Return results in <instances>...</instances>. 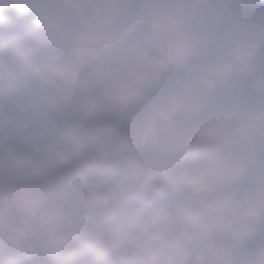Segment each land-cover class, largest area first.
Here are the masks:
<instances>
[{
    "label": "clouds",
    "instance_id": "1",
    "mask_svg": "<svg viewBox=\"0 0 264 264\" xmlns=\"http://www.w3.org/2000/svg\"><path fill=\"white\" fill-rule=\"evenodd\" d=\"M0 264H264V0H0Z\"/></svg>",
    "mask_w": 264,
    "mask_h": 264
}]
</instances>
